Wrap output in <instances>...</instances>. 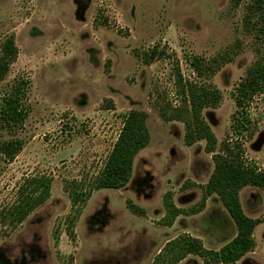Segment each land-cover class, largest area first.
<instances>
[{
	"label": "rangeland",
	"instance_id": "rangeland-1",
	"mask_svg": "<svg viewBox=\"0 0 264 264\" xmlns=\"http://www.w3.org/2000/svg\"><path fill=\"white\" fill-rule=\"evenodd\" d=\"M254 2L0 0V50L9 36L18 49L0 81V106L19 80L27 81L21 127L0 117V141H22L13 161L0 155V264H205L198 254L175 261L177 245L166 243L190 236L215 251L235 235L219 197L206 195L214 163L205 140L186 145L183 122L162 119L158 107L179 104V72L220 91L218 103L202 110L216 151L235 139L233 94L264 55ZM153 51L159 56L149 60ZM221 56L225 61L211 75L198 76L190 65ZM132 109L147 112L150 142L135 156L131 179L121 189L94 190L68 223L71 184L91 185ZM247 109L253 134L241 138L243 155L264 172V95ZM42 175L52 178L45 202L19 225L5 221L2 212L24 179ZM239 197L260 222L254 247L234 264H264V190L247 186ZM166 200L180 210L170 225L163 224Z\"/></svg>",
	"mask_w": 264,
	"mask_h": 264
},
{
	"label": "trees",
	"instance_id": "trees-1",
	"mask_svg": "<svg viewBox=\"0 0 264 264\" xmlns=\"http://www.w3.org/2000/svg\"><path fill=\"white\" fill-rule=\"evenodd\" d=\"M235 4L241 0H233ZM253 8L260 12L262 25L258 27L264 36V2L255 0ZM252 9V7H251ZM253 9V10H254ZM18 49L12 36L7 37L0 50V81L7 74L10 65L16 60ZM149 60L158 55L153 51ZM229 59H227L228 61ZM225 57H217L210 62L199 58L191 59L190 65L196 75L213 74ZM176 96L179 104L159 106V115L164 120H179L185 126L184 142L191 145L197 140H205V151L212 153L213 171L206 183V195L215 193L229 217L235 224V235L218 250L204 249L198 238L182 236L176 241H169L165 246L177 245L180 253L175 261L187 254H198L205 259V264L221 263L234 264L254 247L253 231L259 219L248 216L242 207L239 192L247 186L260 187L264 190V172L255 163L247 162L243 155L241 138L251 136L252 118L248 112V104L257 95H264V55L260 56L245 72V77L236 86L233 94L235 111L233 113L232 129L235 139L224 141L216 151L217 139L202 117V110L218 103L220 91L212 86L184 80L179 72L176 74ZM27 81L18 83L2 98L0 117L2 122L11 127H21L26 117L23 103ZM147 112L132 109L124 116L122 127L109 151L99 173L88 188L81 184L72 183L69 188L71 200V215L68 223L78 218L82 208L87 203L92 192L103 188L121 189L131 179L135 156L150 142L147 127ZM22 149V141L18 138L0 141V155L8 162L13 161ZM52 178L49 176H32L24 179L17 192L16 200L3 212L2 218L11 225H19L35 208L41 205L50 195ZM167 214L163 224L170 225L180 210L170 200L165 201ZM129 209L139 215L143 210L129 204ZM170 262L169 264H173ZM158 264V263H156ZM161 264H164L161 262Z\"/></svg>",
	"mask_w": 264,
	"mask_h": 264
},
{
	"label": "crops",
	"instance_id": "crops-1",
	"mask_svg": "<svg viewBox=\"0 0 264 264\" xmlns=\"http://www.w3.org/2000/svg\"><path fill=\"white\" fill-rule=\"evenodd\" d=\"M223 210V209H222ZM225 212V211H224ZM217 219V218H216ZM221 218H218L217 220H220ZM170 228H172V226L170 227ZM164 229H168V230H170L168 227H164ZM158 230V229H157ZM159 230H163V228H161V229H159ZM228 242V241H227ZM227 242H225V243H227ZM225 243H222L220 246H219V248L221 247V246H223ZM242 258H244V256L242 257ZM238 262V261H237Z\"/></svg>",
	"mask_w": 264,
	"mask_h": 264
}]
</instances>
